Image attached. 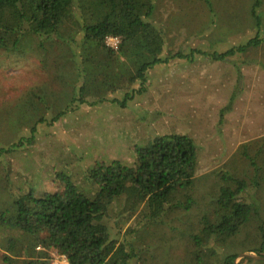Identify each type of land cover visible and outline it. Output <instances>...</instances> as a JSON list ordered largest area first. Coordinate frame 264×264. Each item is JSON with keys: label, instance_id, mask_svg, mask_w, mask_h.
I'll return each instance as SVG.
<instances>
[{"label": "trees", "instance_id": "16d2710c", "mask_svg": "<svg viewBox=\"0 0 264 264\" xmlns=\"http://www.w3.org/2000/svg\"><path fill=\"white\" fill-rule=\"evenodd\" d=\"M154 2L0 0V53L34 57L45 78L22 93L17 114L8 118L17 137L0 144L2 264H49L51 251L67 264H142L134 237L182 219L196 203L197 149L183 134L155 135L136 145L132 163L91 162L82 170L89 188L63 170L54 171L50 191L31 184L16 189L9 178L8 160L34 145L40 124L51 125L75 105L125 107L145 90L152 67L203 53L166 51L163 29L151 18ZM258 5L251 9L256 27L247 39L205 56L223 61L243 55L264 70ZM110 35L119 38L117 49L105 44ZM237 156L246 160L241 170L235 162L231 171L223 166L212 172L218 185L196 226L186 224L191 252L182 264H211L220 251L224 264H233L238 252L227 248L235 246L264 255V135L242 144ZM250 189L253 199L246 197Z\"/></svg>", "mask_w": 264, "mask_h": 264}, {"label": "rangeland", "instance_id": "374dc122", "mask_svg": "<svg viewBox=\"0 0 264 264\" xmlns=\"http://www.w3.org/2000/svg\"><path fill=\"white\" fill-rule=\"evenodd\" d=\"M154 1L151 18L163 29L166 51L200 48L203 53L191 60L174 59L152 67L145 90L125 107L110 102L75 105L51 125L40 124L34 145L8 160L9 178L16 189L31 184L50 191L54 171L63 170L89 188L82 170L91 162L116 159L132 163L134 147L152 136L187 135L197 149L196 203L182 219H168L158 228L151 226L144 237H134L140 263L182 264L191 252L186 224L190 221V227L196 226L203 203L218 185L212 172L223 166L231 171L235 162L241 170L246 160L237 156L240 146L264 135V70L260 62L246 61L243 55L214 61L205 53L223 51L253 33L255 1H259L255 14L264 28V0ZM38 65L34 57L0 53V144L17 137L9 131L12 120L8 118L17 114L22 93L45 79ZM252 194L250 189L246 197L253 199ZM4 196L0 193V199ZM227 251L255 254L239 246ZM53 253L49 264L55 260ZM223 257L220 251L211 264H224ZM242 258L237 257L235 264H264L256 259L239 263Z\"/></svg>", "mask_w": 264, "mask_h": 264}, {"label": "built area", "instance_id": "2783aa9c", "mask_svg": "<svg viewBox=\"0 0 264 264\" xmlns=\"http://www.w3.org/2000/svg\"><path fill=\"white\" fill-rule=\"evenodd\" d=\"M105 44L111 49H117L119 46V38L117 36H106ZM39 247H37L38 249ZM55 260L51 264H67L66 257L64 255L58 254L57 252L53 253Z\"/></svg>", "mask_w": 264, "mask_h": 264}, {"label": "water", "instance_id": "95a60500", "mask_svg": "<svg viewBox=\"0 0 264 264\" xmlns=\"http://www.w3.org/2000/svg\"><path fill=\"white\" fill-rule=\"evenodd\" d=\"M237 257L239 258L246 257L250 259L264 260V255H257V254L247 253V252H243L239 254ZM233 264H235V259L233 261Z\"/></svg>", "mask_w": 264, "mask_h": 264}]
</instances>
